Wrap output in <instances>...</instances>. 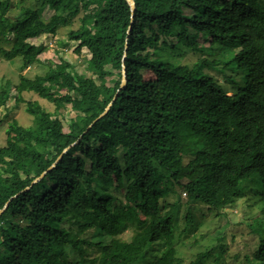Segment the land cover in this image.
<instances>
[{
    "label": "trees",
    "instance_id": "16d2710c",
    "mask_svg": "<svg viewBox=\"0 0 264 264\" xmlns=\"http://www.w3.org/2000/svg\"><path fill=\"white\" fill-rule=\"evenodd\" d=\"M37 1L11 20L12 1L0 0V56L28 67L40 52L30 39L55 35L92 5L97 34L83 37L78 27L68 39L85 40L98 80L111 74L107 66L117 79L109 85L55 67L19 76L17 100L32 92L83 117L63 130L28 100L32 124L6 128L0 264H20L22 254L26 264H181V191L185 232L238 200L257 207L245 225L255 240L244 264H264V0H133V11L126 0ZM56 81L66 93L51 89ZM211 255L199 250L190 264Z\"/></svg>",
    "mask_w": 264,
    "mask_h": 264
},
{
    "label": "rangeland",
    "instance_id": "374dc122",
    "mask_svg": "<svg viewBox=\"0 0 264 264\" xmlns=\"http://www.w3.org/2000/svg\"><path fill=\"white\" fill-rule=\"evenodd\" d=\"M12 4L7 12L11 20L18 18L21 15L23 7H37L39 5L37 0H11ZM99 10L94 6H90L86 11L80 12L73 20L69 27H61L55 35L42 34L29 41L40 47V52L37 55V61L32 62L28 67L22 69V58L17 57L12 60H7L0 56V96L3 88L6 86V94L8 98L5 102L0 100V146L5 143V130L11 120H16L18 124L27 127L32 124L33 115L26 111L28 100H36L42 104L47 110L52 113L55 122L63 129L67 130L69 123L79 121L83 116L72 106L65 104L56 109L52 104L32 92H24L22 100H17L16 84L19 83V76L21 74L33 78L37 74L44 73L49 67L59 69H71L76 74L81 76H89L103 83L112 84L117 79L116 70L106 67L110 71V75L102 77L98 80L99 68H90L88 66L90 53L86 48L84 39L69 40L67 33L69 29H77L82 27L85 29L83 37L88 35H95L97 31L93 24L94 14ZM41 18L46 21L51 15L52 11L45 7L39 11ZM87 15L84 22L80 21L83 15ZM1 45L6 43L0 40ZM189 52V51H188ZM190 59V52L184 55L183 61ZM51 89L60 94L66 93V88L59 83L54 82ZM0 174L3 171L0 168ZM183 180L188 179V175H183ZM182 180V181H183ZM180 191V189H178ZM181 212L177 218L175 226V242L179 256L182 259L181 264H190L195 258V253L199 250H210L213 254L205 262L213 264L215 258L220 251V245L224 246L223 254L221 256V264H244V254L254 247V236L250 235L248 228L253 224V217L259 213V209L255 206H246L245 200H238L234 204L224 209V216L220 218L208 219L204 224L197 229H189L186 232L184 228V216L181 214L185 210V205H182L187 199V195L180 192ZM199 217V216H198ZM244 223V224H243ZM247 230H246V226ZM222 236V240L217 241V237ZM197 240V244H194ZM155 249L158 255L162 246H157ZM154 252L149 258H153ZM20 264H26L25 255H19ZM139 264H144L140 262Z\"/></svg>",
    "mask_w": 264,
    "mask_h": 264
},
{
    "label": "water",
    "instance_id": "95a60500",
    "mask_svg": "<svg viewBox=\"0 0 264 264\" xmlns=\"http://www.w3.org/2000/svg\"><path fill=\"white\" fill-rule=\"evenodd\" d=\"M128 3H129V5H130V7H131V11H133L134 10V1L133 0H126ZM125 85V69H124V67H123V69H122V82H121V85H120V88H122L123 86ZM110 106V104L106 107V109L104 110V112H102L95 120H97L99 117H101L102 115H104L105 114V112L107 111V109H108V107ZM94 120V121H95ZM93 121V122H94ZM90 126V125H89ZM74 144V143H73ZM73 144H71V145H73ZM66 150V149H65ZM52 166H54V164L52 165ZM51 166V167H52ZM39 178V177H38ZM38 178L37 179H35L34 180V182L36 181V180H38ZM28 188V187H27ZM14 196H16V195H14ZM13 196V197H14ZM10 200V199H9ZM9 200L6 202V204H5V206L7 205V203L9 202ZM5 206L2 208V209H0V213L3 211V209L5 208Z\"/></svg>",
    "mask_w": 264,
    "mask_h": 264
}]
</instances>
